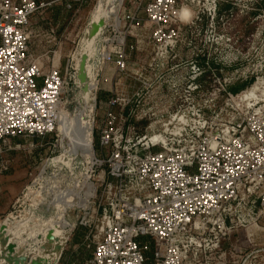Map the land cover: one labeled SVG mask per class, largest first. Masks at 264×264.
I'll return each mask as SVG.
<instances>
[{
    "label": "built area",
    "instance_id": "obj_1",
    "mask_svg": "<svg viewBox=\"0 0 264 264\" xmlns=\"http://www.w3.org/2000/svg\"><path fill=\"white\" fill-rule=\"evenodd\" d=\"M71 1L0 0V175L11 167L4 156L14 150L12 140L52 135L64 138L58 116L66 89H80L79 67L70 61L63 71L54 64L45 70L41 59L30 56V46L34 18L59 3L71 8ZM222 3L226 1L123 0L117 3V22L106 23L97 37L87 62V66L93 61L99 65L94 75L90 73L94 101L84 116L91 126L93 163L85 161L92 175L80 174L71 185L52 187L57 215V204L67 202L74 189L79 192L78 199L89 192V206L72 208L74 220L67 217L73 224L70 238L82 227L85 241L93 247L92 257L85 264H148L149 260L151 264H195L207 231L219 240V233L225 235L237 207L260 203L264 208V114L255 111L239 124L208 132V112H215L221 90L211 92L214 86H210L203 93L206 71L194 61L189 74L178 65H169L178 58L175 51L185 27L197 36L213 29ZM183 8L202 11L207 18L205 25L197 28L183 23L179 16ZM145 33L163 53L156 54L146 69H130L127 40L142 45ZM109 65L115 67V78H129L135 83L127 98H98L100 79H104ZM213 79L214 75L208 78L215 83ZM217 82L227 94L226 101L233 100L225 90L233 79H224V85L219 79ZM88 105L84 102V108ZM161 110L177 112L172 117L166 112V117V113L155 112ZM140 112L143 115L139 119ZM168 117L171 120L167 122ZM134 118L157 119L164 129L136 141L137 130L131 126ZM97 140L99 152L94 147ZM58 142L63 145L62 139ZM78 156L68 158L72 162ZM42 171L36 182L44 178L46 168ZM85 176L91 187L84 183ZM38 194L34 198L37 210L45 204ZM26 217L34 218L32 228L39 232L22 244L20 240L28 238L31 230L15 236L7 229ZM43 219L45 215L14 217L13 213L0 218V231L5 225L6 237L10 238L4 252L0 242V256L10 257L7 248L15 245L12 258L28 255L26 264H31L40 257L50 232L40 227ZM36 238L41 241L34 246ZM64 252L57 264H61ZM0 264L9 263L0 258Z\"/></svg>",
    "mask_w": 264,
    "mask_h": 264
},
{
    "label": "rangeland",
    "instance_id": "obj_2",
    "mask_svg": "<svg viewBox=\"0 0 264 264\" xmlns=\"http://www.w3.org/2000/svg\"><path fill=\"white\" fill-rule=\"evenodd\" d=\"M99 1L73 0L71 8L59 3L43 16L35 17L31 27L30 56L34 59H41L45 70L54 64L61 67L63 71L70 61L77 65L76 58L85 47L86 30L92 22ZM225 1L226 3H222L219 7L218 18L213 29L204 30L197 36L193 29H189V26L185 27L182 42L175 51L178 58L169 64L170 66L178 65L179 70L184 74H189L191 72L190 64L194 61L202 70L206 71L203 76V82H205L203 93L206 94V89H209L210 86H214L211 92L221 90V95L216 102V109L212 111L215 112H208V116L211 118L208 132L223 129L231 123L239 124L255 111H262L264 114V0ZM107 7L111 6L107 5ZM191 9L194 13L199 12L197 9ZM205 23L206 21L197 28H202ZM51 31L54 33L52 34ZM193 31L194 34H192ZM127 49L130 69L135 70L146 69L156 54L163 53L151 44L147 33L144 34L142 45L136 46L135 40L129 38ZM209 58L211 59L210 63L208 62ZM98 67L99 65L95 61L90 62L87 71L94 75ZM114 70V65H109L103 76L104 79H100L99 99L107 100L115 95H118L119 99H123L131 95L132 87L135 86L133 80L115 78ZM213 75L215 83L208 80ZM217 79L222 84L224 79H233V82L225 87V90L233 95V100L226 101L227 94L219 86ZM115 83L118 84L116 89ZM78 85L80 89L77 86L66 89L61 106L71 116L77 113L76 118L79 117L78 112L83 110L85 102L83 92L85 85H82L79 79ZM255 87L259 90L256 93L255 101L251 104L237 99ZM184 89L185 87L182 88V93ZM198 100L201 102L200 99ZM155 112H167L172 117L177 111ZM186 112L192 114V111ZM142 115L140 112L137 116L140 119ZM85 120H87L86 117ZM170 120L171 118L168 117L167 122ZM131 126L137 130L136 141L144 135L150 134L151 131L164 129L163 124H159L157 119L137 121L134 118L131 121ZM59 139L63 140L62 146L58 142ZM68 144V139L61 135H52L45 139L20 137L12 140L14 150L4 156V159L10 162L11 167L7 173L0 175V218H4L10 213H13L14 217L33 214L35 216L45 215L48 218L57 215V209L52 204L55 193L52 187L61 188L64 185L68 186L67 184L71 185L72 180L79 177L80 174L92 175L85 161L86 159L89 161L88 157L81 150L74 152L71 144ZM94 147L99 152L98 140L95 141ZM77 154L81 157L78 156L76 160L70 162L68 156ZM88 163L90 164V161ZM44 167L46 168L44 178L36 182ZM84 178V183L91 187L92 184L87 179L88 177ZM28 187L33 188L31 194L29 190L27 191ZM37 192L39 193L38 197H41L45 203L39 210L35 205L37 201L34 199L37 197ZM75 192L77 191L74 189L72 193ZM72 193L68 198L75 196ZM18 199L20 201L15 205ZM89 204L90 197L87 194L85 198H80L75 205L77 208H87ZM67 206L69 204H66L58 215L64 216L65 223L72 226L73 224L68 222L66 217L72 221L76 214L73 209L67 214ZM47 211L49 212L47 213ZM60 220L62 231L64 223L62 219ZM227 228L225 235L219 233V240L215 239V234L207 231L203 236L202 253L199 254L195 264H264V208L260 203L237 207L229 218ZM85 235L84 228L76 229L65 249L61 264L69 257H77L79 260L77 264H85L91 259L93 247L88 246Z\"/></svg>",
    "mask_w": 264,
    "mask_h": 264
},
{
    "label": "bare ground",
    "instance_id": "obj_3",
    "mask_svg": "<svg viewBox=\"0 0 264 264\" xmlns=\"http://www.w3.org/2000/svg\"><path fill=\"white\" fill-rule=\"evenodd\" d=\"M122 1L123 0H100L98 7H97V10L95 11V13L93 15V19H92L91 24L99 26L102 24V22L103 23H108V22H112V21L117 22V14H116L117 8H118L117 3L120 4ZM107 5H110L111 7L108 8ZM187 9H189V8H187ZM190 11L192 13L190 20H188L187 22L183 21V23H186V24L191 25L193 27H195V26L198 27L201 23L206 21V19H207L206 15L202 11L197 12V13H193L192 10H190ZM96 40H97V37L95 35L90 34L88 38L86 37L85 47L80 52L79 56L76 58L77 65H78L79 69H80L82 57L87 56L89 58L92 55V52L95 48L94 46H95ZM88 66H89V63H88ZM88 73H89V80L90 79L92 80V76L90 75V72H88ZM250 90H251L250 92L247 91L248 93L247 92H246V94L244 93L241 97H239V98L237 97V99H239L242 102H248L249 100L256 99V93L259 89L255 87V88H251ZM91 91H92V88L89 87L88 90L84 92V101L86 104H90V105H88V107L86 106L85 108H83V110L78 112L79 117L76 118L77 113L74 116H71L64 108H61V107H60V113L58 116L59 121H60V125H59L60 131L64 135V138L68 139L69 144H71L74 152H76L78 150H81L82 152H84L86 157H88L90 164L93 163L94 149H93V141H92V138L90 136L91 126H89V124L85 120L84 116H85L87 110L91 108V102L94 101V99L91 96ZM87 92H88V94H87ZM92 105H93V102H92ZM70 118H72V119H70ZM76 132H77V135H76ZM74 135H75V137H73ZM63 155H66V154H63ZM85 155H84V157H85ZM44 170H45V167L43 168V171ZM84 182H85V179H84ZM31 193L32 192H30V194ZM72 194H74L75 196L72 198L67 197V202L64 201V204H61V205L59 204V207H58L59 213L63 208H65L66 204H69V206H67V209H66L67 211L69 209H72V208H77V206L75 204L79 200L77 198V195L79 194V192L77 191V192L72 193ZM81 206H83V205H81ZM84 208H86V207H84ZM58 216H60L61 218ZM59 218L62 219V221L64 223V225L62 224V226L64 228L62 231L60 229V226H61L60 221L61 220ZM66 219H67V217H66ZM67 221L70 222L68 219H67ZM33 222H34L33 217H26L22 220V222H18L17 224L9 226L7 231L9 234L15 232V236H21L23 233L27 232L30 229L31 233L28 236V238L22 237V239L20 240L21 243L23 244L28 239H34L36 237V235H38L39 229L36 230V229H34V227L32 228ZM65 222L66 221H64V216H61V215H57L55 217L51 216V217H48V218L40 221V223H39V224H41L40 227H45L46 231H51L53 233V236L56 238L55 241H57V243H58L57 249H55L53 252H51L49 254H43V252H42L41 253L42 257H44L48 260H51V261L54 260V262H56L59 259L62 248L65 247V243L68 242L70 239L69 230H71L72 226H73V225L71 226L70 224H67ZM65 227H69V228H65ZM43 232H45V230ZM37 239L38 238H36L34 241V244H33L34 246H35V244H40L39 243L41 241L40 238L38 240ZM30 247H31V245H30Z\"/></svg>",
    "mask_w": 264,
    "mask_h": 264
},
{
    "label": "water",
    "instance_id": "obj_4",
    "mask_svg": "<svg viewBox=\"0 0 264 264\" xmlns=\"http://www.w3.org/2000/svg\"><path fill=\"white\" fill-rule=\"evenodd\" d=\"M105 25H106V23H103V22L99 26L91 24L88 27V29L86 30V37L88 38L90 34L98 37L101 33V30L103 29V27ZM87 62H88V57L87 56L82 57L80 69L78 71V79L82 85H85L83 88V92L88 90V88H89L88 84L91 82V79L89 80V73L86 69ZM9 239H10L9 237H6V226L4 225L0 231V242H1L3 252L5 251V247L7 246ZM47 239H48V243H46L45 245H43L41 247V250L44 251L43 254H49V253L53 252L57 248V245H58L57 241H55L56 238L53 236V233L51 231L49 232ZM67 243L68 242L65 243V247L67 246ZM65 247L62 248L59 259L61 258ZM7 251L10 253V257H6L5 255H2V256H0V258L4 259L9 264H13V263L26 264L29 261L28 255H25V256L20 257V258H17V257L12 258L11 257V254H13L15 252V245H10L7 248ZM59 259L56 262H54V260H52V261L48 260V259L42 257V255H41L40 257L34 259L31 264H57Z\"/></svg>",
    "mask_w": 264,
    "mask_h": 264
},
{
    "label": "clouds",
    "instance_id": "obj_5",
    "mask_svg": "<svg viewBox=\"0 0 264 264\" xmlns=\"http://www.w3.org/2000/svg\"><path fill=\"white\" fill-rule=\"evenodd\" d=\"M191 15H192L191 11L187 8L181 9V12L179 14L180 19L184 22H187L188 20H190Z\"/></svg>",
    "mask_w": 264,
    "mask_h": 264
},
{
    "label": "crops",
    "instance_id": "obj_6",
    "mask_svg": "<svg viewBox=\"0 0 264 264\" xmlns=\"http://www.w3.org/2000/svg\"><path fill=\"white\" fill-rule=\"evenodd\" d=\"M63 259L64 258H62V260ZM77 263H79V260L74 259L73 257H69L68 259H65V261L63 262V264H77Z\"/></svg>",
    "mask_w": 264,
    "mask_h": 264
},
{
    "label": "trees",
    "instance_id": "obj_7",
    "mask_svg": "<svg viewBox=\"0 0 264 264\" xmlns=\"http://www.w3.org/2000/svg\"><path fill=\"white\" fill-rule=\"evenodd\" d=\"M151 255L148 254V257H150ZM74 259H78L77 257H75ZM148 264H151V260H149Z\"/></svg>",
    "mask_w": 264,
    "mask_h": 264
}]
</instances>
